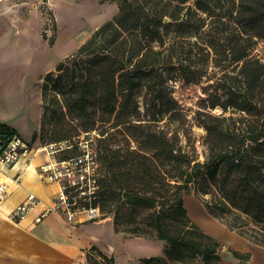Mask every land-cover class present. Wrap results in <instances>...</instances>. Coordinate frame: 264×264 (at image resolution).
<instances>
[{
	"label": "trees",
	"instance_id": "16d2710c",
	"mask_svg": "<svg viewBox=\"0 0 264 264\" xmlns=\"http://www.w3.org/2000/svg\"><path fill=\"white\" fill-rule=\"evenodd\" d=\"M108 1L117 13L44 75L40 133L70 116L85 127L109 123L114 142L118 134L136 141L135 148L112 147L109 140L100 146L96 201L102 215L112 212L115 231L145 215L154 238L165 241L162 255L143 256L141 263L222 261L224 244L192 220L183 190L193 191L226 228L264 246V63L251 50L264 39V0ZM217 20L229 30L222 42L214 35ZM204 77L194 112L205 132L200 161L169 81ZM14 135V127L0 122L1 149ZM94 251L101 264H115L95 246L86 251L88 264L96 263ZM228 252L250 260L247 251Z\"/></svg>",
	"mask_w": 264,
	"mask_h": 264
},
{
	"label": "rangeland",
	"instance_id": "374dc122",
	"mask_svg": "<svg viewBox=\"0 0 264 264\" xmlns=\"http://www.w3.org/2000/svg\"><path fill=\"white\" fill-rule=\"evenodd\" d=\"M13 2L20 4V12L26 18V20H22V24H15L17 26L22 25V37L24 36L26 41V50L22 51L17 48L15 43L14 47L10 46L9 54H0V110L6 120L12 123L10 125L35 147L65 139L74 142L78 135L94 127L96 132L101 135L97 137V152L100 151V146L104 142L107 143L108 140L111 141L110 145L112 147L135 148L137 146L136 141L125 138L123 134L120 136L118 134V139L114 142L111 135L114 132V127H109V123L104 124L101 121H97L94 125L85 127L84 120L65 116L62 117L63 121L48 124L46 126L47 131L41 134V117L38 124L36 121L37 110L35 109V102L41 98V82L44 75L47 71L54 70L60 60L71 54L81 43L87 40V37L103 24V21L114 16L118 11L116 4L108 0H13ZM16 7L18 6L13 5L14 12ZM39 21L41 24L39 26L40 40L37 36V23ZM214 35L218 37V42H222L229 36V30L225 29L224 23L217 20V31ZM15 40L16 36L14 37ZM251 50L252 54L259 57L264 63V39L257 38ZM8 63L13 66L21 63L22 66L5 68ZM210 68L212 67L210 66ZM205 78L199 83H188L179 78L169 81L172 94L181 107V114L178 119L188 127V132L195 140L196 158L200 161L204 160L206 153V148L202 144V137L205 132L195 120L194 112L200 108V98L204 96L203 86L206 84ZM137 102H139L140 109L143 110V93L137 96ZM218 111L219 109L213 110L214 113H218ZM229 111L230 109L227 110L226 114ZM139 117L145 118L143 115ZM54 130H60L65 135L56 137V131ZM63 153L64 151H60L58 155ZM67 153L65 151L64 155ZM181 197H183L184 205L188 207L189 202L192 200L202 204L193 191L187 193L183 190ZM186 206L185 208L187 209ZM187 212H189L188 209ZM189 214L191 213L189 212ZM109 216L113 217L112 212H109L106 216L100 212L99 216L94 219H103ZM140 218L141 222L125 224L121 231H116L122 237L121 240L124 247V254L118 256L119 263L116 264H126L129 250L134 256L138 255L134 262L136 264H144L140 261L143 256L163 254L165 241L154 238V232L150 230L145 215H141ZM135 230L142 231V235H134L132 232ZM223 249L228 251L229 249H235V247L227 245ZM94 260L96 261L95 264H101L102 262L96 251L91 252L90 262ZM234 262L246 264V261L225 256H223L219 264H231ZM170 264L179 263L170 262ZM191 264L200 263L192 262Z\"/></svg>",
	"mask_w": 264,
	"mask_h": 264
},
{
	"label": "crops",
	"instance_id": "0c3cea01",
	"mask_svg": "<svg viewBox=\"0 0 264 264\" xmlns=\"http://www.w3.org/2000/svg\"><path fill=\"white\" fill-rule=\"evenodd\" d=\"M13 5L18 6L15 12ZM19 6L20 4L13 0H0L1 55L9 54L10 46L14 47L15 43L17 48L26 50L22 25H15L22 24V20H26ZM37 24V36L40 40V21ZM21 66V63L16 66L8 63L5 68ZM35 105L38 124L41 117V98L35 102ZM0 122L12 125L2 115L1 110ZM19 136L22 137L20 134ZM48 158L47 153L42 150L36 152L27 165H23L24 160L20 159L11 168H0V183L6 186L5 197L0 199V264H87L86 251L91 246H95L108 257L112 255L114 263H119L118 256L124 254V247L122 237L114 230L111 216L90 221L83 215H77L73 221H69L62 213L49 211L44 214L42 220L36 221L37 216L53 205L57 191L56 185L45 183L38 173V166ZM17 173H20V177L14 181L13 177ZM29 193L36 195L39 204L23 219L9 218L8 215L13 207L25 200ZM186 207L191 214L187 213L201 229L214 235L224 247L229 245L238 251L249 252L250 260L246 261V264H264V246L251 243L226 228L198 201L192 200L189 202L190 208ZM129 251L125 263L136 264L134 262L138 255L134 256Z\"/></svg>",
	"mask_w": 264,
	"mask_h": 264
},
{
	"label": "built area",
	"instance_id": "2783aa9c",
	"mask_svg": "<svg viewBox=\"0 0 264 264\" xmlns=\"http://www.w3.org/2000/svg\"><path fill=\"white\" fill-rule=\"evenodd\" d=\"M101 135L95 129L78 135L74 142L69 139L58 140L35 147L29 140L14 135L10 141L0 148V168H11L18 160L23 159L27 165L32 156L38 151H44L49 158L38 166L42 181L57 186L53 205L36 217L42 220L49 211L62 213L69 221L77 215H83L93 220L100 214L97 194L100 188V167L96 151L97 137ZM60 151L68 152L58 155ZM20 173L13 180L17 181ZM6 186L0 183V199L5 197ZM39 204L36 195L29 193L21 203L17 204L8 217L14 220L23 219L30 210Z\"/></svg>",
	"mask_w": 264,
	"mask_h": 264
},
{
	"label": "water",
	"instance_id": "95a60500",
	"mask_svg": "<svg viewBox=\"0 0 264 264\" xmlns=\"http://www.w3.org/2000/svg\"><path fill=\"white\" fill-rule=\"evenodd\" d=\"M225 256V257H230L229 256V252L226 251V250H223V253H222V257Z\"/></svg>",
	"mask_w": 264,
	"mask_h": 264
}]
</instances>
